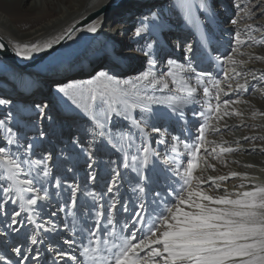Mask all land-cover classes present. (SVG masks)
<instances>
[{
	"label": "snow or ice",
	"instance_id": "6c2138e0",
	"mask_svg": "<svg viewBox=\"0 0 264 264\" xmlns=\"http://www.w3.org/2000/svg\"><path fill=\"white\" fill-rule=\"evenodd\" d=\"M179 6L197 30V43L170 42L160 14L151 12L132 28L144 61L134 75L102 67L84 81L53 80L49 97L24 108L0 97L7 110L0 115V264H264V182L237 171L204 175L216 171L212 161L227 167L226 154L241 150L239 140L233 147L222 136L210 138L230 128L228 119L244 118L238 105L248 102L240 95L262 85L264 96V70L246 68L264 62V55L241 51L264 45V25L237 27L230 51L213 55L195 15L213 14L211 0ZM234 7L241 15L230 20L233 26L253 18L247 5ZM104 26L98 12L83 31L99 34ZM78 31L72 25L43 42L13 43L11 50L34 60ZM7 50L0 42V52ZM54 102L79 124L58 152L43 143ZM257 116L264 118V111L253 108L251 117ZM29 125L32 134L23 131ZM161 174L172 180L166 188L159 186ZM230 179L240 180L231 190ZM100 181L103 192L96 190ZM125 184L130 195L122 192ZM53 235L58 242H49Z\"/></svg>",
	"mask_w": 264,
	"mask_h": 264
},
{
	"label": "bare ground",
	"instance_id": "6f19581e",
	"mask_svg": "<svg viewBox=\"0 0 264 264\" xmlns=\"http://www.w3.org/2000/svg\"><path fill=\"white\" fill-rule=\"evenodd\" d=\"M180 2L181 0H0V42L7 45L8 49L0 53V97L10 98L13 101V109L24 108L33 102H39L45 97H49L53 80L84 81L90 78L94 70H99L102 67L111 70L119 77L134 75L142 69L144 61L136 51L137 43L132 38V28L136 21L151 12L160 14L167 39L170 42L197 43L199 40L197 30L184 20V11L179 6ZM188 2L197 3L198 0H188ZM263 6L264 2L260 7ZM230 9L231 11L236 10V8L227 7L219 8V11ZM98 12L102 13L105 18L103 30L99 34L83 31L90 19L97 18ZM195 15L199 17L196 23L201 25V31H204L209 38L210 47L216 50L213 55L225 54L230 51V49L216 46L210 41V34L206 27L216 20V13L208 15L206 20L202 13L197 12ZM72 25H76L80 29L74 34V40H66L60 45H55L54 50H49L48 54H38L35 59L43 57V61L40 60L42 58L38 62L35 59L22 60L16 57L11 50L13 43L43 42L54 38ZM242 26V23L239 26L228 23L223 29L219 28V34H216L228 37L237 27ZM256 36L257 39H260L262 34ZM260 46L264 50V45ZM171 51L173 55H180L174 50ZM52 54L58 57L64 54L67 60L64 59L55 64L50 57ZM8 55L19 66L31 61L36 63L34 62V66H25V69H22L9 63ZM205 67L209 71L219 74L218 68L208 65ZM246 68L248 70L261 69L252 66H246ZM260 87L262 85H256L255 91L250 89L246 94L240 95L241 100L248 102L238 105L239 109L245 113L244 118L232 117L228 119L227 123L230 128L222 129L220 136L210 137L219 140L222 136L223 140L233 147L237 146L235 142L239 140L241 150L226 154V159L229 162L227 167L212 161L216 164V171L207 170V173H204L205 177L225 175L230 171L245 173L241 168L242 165L256 164L255 168L259 174L253 177L264 182V152L260 150V145L264 144V118L257 116L253 119L251 117L253 108L257 111H264V96L259 93ZM236 98L232 97V99ZM49 115L52 120H45L44 130L48 135L57 138L59 144L52 146L53 139H45L43 143L49 150L59 149L60 151L66 144L64 138L73 131H78L79 124L75 120L78 126H68L69 130L64 132V126L68 120H73V114L63 104L52 103ZM238 125L239 127H237ZM13 127L15 130V124ZM23 131L30 134L33 132V128L29 125L24 127ZM243 136H255L258 139L245 142L240 139ZM253 145H256L255 151L252 150ZM232 161L238 163H232ZM82 163L81 161L80 165H77L78 175L85 173L84 170H79ZM225 183L231 190L234 185L240 183V180L230 179ZM205 187L207 188V185ZM96 190L98 192L105 190L102 181L98 182ZM124 195H130V192H124Z\"/></svg>",
	"mask_w": 264,
	"mask_h": 264
},
{
	"label": "rangeland",
	"instance_id": "374dc122",
	"mask_svg": "<svg viewBox=\"0 0 264 264\" xmlns=\"http://www.w3.org/2000/svg\"><path fill=\"white\" fill-rule=\"evenodd\" d=\"M238 2H239L240 5H247L253 11V18L251 20H246V19L243 20L241 22L242 24H244V23H252V24H254L256 26L264 25V6L260 7L262 5V3L264 2V0H212L211 3L214 6L213 14L215 15V13H216V20H214V22L211 25L207 26L206 30H208V32L210 34V41L213 44H215L216 46H222V47H225L227 49H230V44H231V40H232V34L229 35L228 37L220 36V35H218L219 31H220L219 28L223 29L225 25L230 23V20L232 18H239L241 13L237 9L236 10L233 9V8H235L234 5H236ZM231 4H234V5L232 6ZM227 7H230L233 10L231 11V9H230V10L219 11V8H223L224 9V8H227ZM216 33H218V34H216ZM258 34H262V33H256L255 35H258ZM260 38H261V36H260ZM241 51L248 52V53H250L252 55H264V50L261 49L260 45H252L251 47L244 46V47L241 48ZM52 55L50 57H52V59H53L55 64H57L59 61L64 60L65 58H67L64 54H62L59 57L56 56V55H53V56ZM40 58H42V59H40ZM40 58L39 59L41 61H43V57H40ZM243 58L247 59V57H243ZM39 59H35V61L38 62ZM7 60L13 66L21 67L22 69H25V66H29V67H30V65L34 66L33 64L35 62V61H31L29 63L27 62V63H24L23 65L19 66L18 63L13 62L12 60H10L8 58H7ZM65 60H67V59H65ZM247 66L258 67V68L264 69V62H253V63L248 64ZM5 110L6 109L0 108V115H2ZM189 119L190 120H194V118L191 115H189ZM45 122L46 121H44V127L46 126ZM68 126L76 127L78 125H77V123H75L74 119L73 120L70 119V120H68V123H66V126H64V128H63L64 132L69 130ZM48 132H49V129H48ZM76 132L77 131L75 130L72 133L68 134L67 137L64 138V141H65L66 144L68 143V138L72 134H74ZM30 134H32V133H30ZM175 134H177V135L180 134V129L179 128L175 129ZM46 139L47 140L53 139V141H52L53 143L51 144L52 146H53V144L54 145L59 144L57 138H53L52 136H50L48 134H47ZM52 151L58 152L59 149L58 150L57 149H52ZM181 159L184 160L183 157ZM245 165H248V164H244L241 167L245 171V173H248L251 176H258L259 173H258L257 169L255 168V167H257L256 164H254V165L252 164L253 167H251V168L245 167ZM205 173H207V171ZM85 174L86 173H84L82 175H79V179H80L81 183H83L84 180H85ZM172 179H175V178H172ZM166 181H167V183H172L171 179H167L163 174H161V177H160V180H159V186L162 187V188H166V186H167L166 185ZM103 191H105V190H101L99 192H103ZM122 191H123V194H124V192H129L128 188H127V184H125V187L123 188ZM70 222H71V218H69V223ZM24 231L26 232L27 229H25ZM53 238H55V239H53ZM49 242L56 243V242H58V239H57L56 236L53 235V236L49 237ZM8 251H10V249ZM4 252H5V247H4V245L2 243H0V254H4Z\"/></svg>",
	"mask_w": 264,
	"mask_h": 264
},
{
	"label": "water",
	"instance_id": "95a60500",
	"mask_svg": "<svg viewBox=\"0 0 264 264\" xmlns=\"http://www.w3.org/2000/svg\"><path fill=\"white\" fill-rule=\"evenodd\" d=\"M8 58L11 59V60H13V58L11 56H9V55H8Z\"/></svg>",
	"mask_w": 264,
	"mask_h": 264
}]
</instances>
